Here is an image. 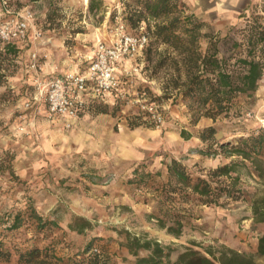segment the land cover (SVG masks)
<instances>
[{
  "label": "rangeland",
  "instance_id": "obj_1",
  "mask_svg": "<svg viewBox=\"0 0 264 264\" xmlns=\"http://www.w3.org/2000/svg\"><path fill=\"white\" fill-rule=\"evenodd\" d=\"M182 1L196 15L195 7ZM95 2L91 10L90 0H8L13 10L30 11L33 19L19 56H8L4 60L6 69L0 73L4 76L0 84V238L13 250L11 260L0 264H18L14 247L25 249L33 245L35 230L28 215L31 206L43 217L58 222L59 230L52 233L60 242L56 253L68 258L69 264H77L71 259L80 260L78 254L89 244L90 252L97 249L108 264H134L128 235L158 241L170 253L171 260L188 247L201 252H218L227 247L256 254L264 224L254 221L252 204L264 198V155L259 162L229 157L218 146L236 144L253 128H264V80L259 86L262 95L243 118L221 117L213 121L202 117L193 124L183 102L158 99L164 75H151L146 47L136 62L128 64V73L121 76L122 97L92 106L72 128L49 121L36 111V74L29 68L32 51L40 55L39 74L44 75L50 67L53 72L70 70L73 64L81 68L96 43L112 37L118 21L130 31L137 32L142 27L146 32V24L133 28L124 20V4L130 0ZM252 6L247 10L248 17L255 11L264 24V0ZM196 17L207 24L206 31L219 37L221 54L227 55L230 38L237 37L242 19ZM34 31L41 33L37 40L32 37ZM147 35L149 43L151 38ZM141 99L157 106L162 124L148 122L138 103ZM101 107L107 111L100 112ZM137 122L142 124L133 127ZM210 126L216 128L215 143H203L197 133ZM182 129L193 137L184 140L180 136ZM208 150L211 155L201 152ZM171 159L181 161L193 177H205L211 169L235 163L239 177L238 200L225 197L220 206L191 202L178 205L185 216L178 238L151 219L155 193L129 182L136 168L167 182L166 164ZM17 212L24 220L22 227L5 234L10 214ZM82 220L88 221L90 228L81 234L70 229L81 225ZM138 254L146 256L148 251L140 248Z\"/></svg>",
  "mask_w": 264,
  "mask_h": 264
},
{
  "label": "trees",
  "instance_id": "obj_2",
  "mask_svg": "<svg viewBox=\"0 0 264 264\" xmlns=\"http://www.w3.org/2000/svg\"><path fill=\"white\" fill-rule=\"evenodd\" d=\"M124 5V20L133 28L146 24L145 33L150 35L151 41L146 46L145 54L151 75L156 78L161 72L164 75L161 77L162 95L158 99L172 98L173 103L183 102L193 124L202 117L213 121L221 117H244L245 111L257 100V90L264 80V24L255 11H252L253 16L248 17L247 10L239 15L242 25L236 30L237 37L230 38L229 52L222 55L219 37L206 31L207 24L196 17L182 0H130ZM95 6V0H90V9L93 10ZM20 51L21 42L2 44L0 73L6 69L4 60L10 55L18 57ZM3 77L0 74V84ZM103 103L106 102H91L86 110L92 106H102ZM99 111L107 110L101 107ZM143 115L147 116V113L143 112ZM148 122L154 124L150 120ZM140 124L142 122L132 126ZM215 135L216 128L213 126L197 133L203 143H215ZM180 136L184 140L193 137L192 133L183 129ZM218 148L229 157L259 162L258 159L264 155V128H253L236 144H220ZM201 152L211 155L209 150ZM166 170L169 177L167 182L158 181L151 172L142 168L133 170V178L129 182L135 184L136 188L146 187L155 193L156 205L151 219H155L160 228L176 238L180 237L185 226L184 210L177 208L181 203L220 206L225 197L230 200L240 198L236 188L239 177L235 173V163L211 169L205 177H193L177 159H171L166 164ZM260 170L263 171V168ZM252 213L254 221L264 224V198L253 202ZM28 215L35 230L34 241L29 248L14 247L18 264H69L68 258L56 253L60 242L52 233L59 230L58 222L43 217L32 206ZM23 221L21 212L10 214L5 234L20 229ZM88 228L90 223L85 220L76 228L70 227L79 234ZM40 241H43L42 244L38 243ZM128 241V250L135 257L134 264H264V232L258 238L256 254L227 247L218 252H201L188 247L175 260L170 259V253L156 240H141L128 235ZM90 245L78 254L80 260L71 261L77 264H108L100 251L90 252ZM140 248L147 250L148 254L140 256ZM12 252L5 245V240L0 238V261L9 262ZM258 259L262 262L259 263Z\"/></svg>",
  "mask_w": 264,
  "mask_h": 264
},
{
  "label": "built area",
  "instance_id": "obj_3",
  "mask_svg": "<svg viewBox=\"0 0 264 264\" xmlns=\"http://www.w3.org/2000/svg\"><path fill=\"white\" fill-rule=\"evenodd\" d=\"M32 19L30 11H15L8 0H0V42L25 41L29 37ZM32 37L37 40L41 33L34 31ZM148 41V35L142 27L140 31L133 32L118 21L112 37L108 41L96 43L83 70H70L53 76L39 74L42 69L40 55L32 51L29 68L36 74L33 80L36 111L49 121L72 128L89 103H107L122 97L121 76L128 73V64L142 56ZM138 103L150 121L156 126L162 124V114L155 104L151 105L144 99L138 100ZM92 251L97 252V249Z\"/></svg>",
  "mask_w": 264,
  "mask_h": 264
},
{
  "label": "crops",
  "instance_id": "obj_4",
  "mask_svg": "<svg viewBox=\"0 0 264 264\" xmlns=\"http://www.w3.org/2000/svg\"><path fill=\"white\" fill-rule=\"evenodd\" d=\"M184 1L193 5L195 7L196 15L200 17L236 18L241 13L248 10V8H250L252 5L258 3L260 0H184ZM85 65H83L81 68H78L76 64H73L70 70H83L85 68ZM70 70H64L61 68L58 72L55 71L53 72L52 68L50 67V70H48L49 72H47V74L44 75L53 76L57 74H62ZM260 95H262V87H259L256 93L257 97H259ZM87 111L88 110H85L79 116L74 126L87 113Z\"/></svg>",
  "mask_w": 264,
  "mask_h": 264
}]
</instances>
